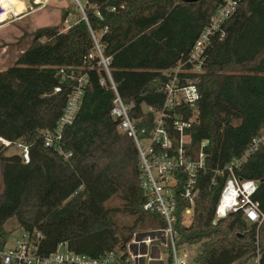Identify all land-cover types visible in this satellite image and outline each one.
I'll use <instances>...</instances> for the list:
<instances>
[{
  "label": "trees",
  "instance_id": "trees-1",
  "mask_svg": "<svg viewBox=\"0 0 264 264\" xmlns=\"http://www.w3.org/2000/svg\"><path fill=\"white\" fill-rule=\"evenodd\" d=\"M83 2L87 19L76 5L81 17L66 31L70 7L57 25L24 33L21 40L30 37L29 45L0 72V137L25 144L30 153L25 164L21 154L8 156L10 147L0 144V249L10 235L6 224L14 218L24 232L43 235L42 254L65 244L76 254L99 258L114 252L123 261L136 230L155 234L167 228L155 209H144L150 196L141 188L136 144L111 117L115 94L98 58L88 61L93 33L111 61L120 97L134 105L130 116L139 138L150 137L162 115L172 143L168 156H178L181 148L185 160L197 162L204 154L191 215L186 214L189 201H175L177 250L200 245L191 264H248L258 256L264 264V224H249L241 212L216 219L228 179L225 168L242 159L264 133V0H236L235 11L211 38L200 72L188 58L225 0ZM72 74L86 75L87 84L81 109L64 131L63 149L71 154L66 160L45 146V135L56 129L75 83ZM175 78L176 89L191 83L198 89L194 108L165 107L167 86ZM58 87L61 91L54 93ZM246 115L260 121L256 131L247 126ZM176 122L189 126L181 134ZM154 149L163 153L160 146ZM236 174L258 182L253 200L264 213V141ZM171 175L178 188L188 181L182 169ZM115 199L119 205L109 206ZM118 215L128 216L132 224L120 226ZM167 249L170 257L163 264H173L170 240Z\"/></svg>",
  "mask_w": 264,
  "mask_h": 264
},
{
  "label": "built area",
  "instance_id": "built-area-1",
  "mask_svg": "<svg viewBox=\"0 0 264 264\" xmlns=\"http://www.w3.org/2000/svg\"><path fill=\"white\" fill-rule=\"evenodd\" d=\"M63 2L66 0H57ZM81 10L84 19V13L81 0H73ZM237 6L236 0H225L220 6L216 14L211 20V24L200 35L188 58V62L194 65L195 71H201V65L205 60V52L210 44L213 36L217 35L222 24L228 19ZM35 7H28L25 13L17 14L14 8L7 2L0 0V25L13 24L22 19L27 14L36 12ZM114 10V9H113ZM69 21L67 22V24ZM104 31L102 34H105ZM99 37L92 33L94 43V51L88 56V61L98 58V66L102 67L109 79L111 88L115 94L111 117L118 122V130L122 133L129 134L136 144L142 167L141 188L150 196V201L145 205L144 209L156 210L166 221L167 228L163 231L155 232L157 235H165L170 240L171 252L173 255V264H191L186 257L181 258L178 255V250L175 245V232L173 225L176 218L174 216L176 207V199L189 201L190 208L186 214L191 215L195 200L198 196V191L195 190L196 178L199 171L204 169V154L200 153L197 162H190L182 157L183 150L180 148L177 151L178 156H168L165 152L172 148L171 139L168 132L165 130V125L162 115L156 119V127L153 134L146 138L148 141L146 148L141 144L138 136V131L134 121L130 116V112L134 105H126L120 97L116 85L112 79L110 72L111 61L104 57L103 48L99 43ZM180 71V67L174 70L175 73ZM60 75L66 77V70L60 69ZM74 86L69 94L67 104L58 120L56 129L53 133L45 135V146L57 151L64 159L68 160L71 157L63 149V136L67 127L74 123V120L81 109L82 101L87 84L86 75L76 77L72 74ZM100 84L106 86V80L101 79ZM176 78L167 86V100L165 107L171 109L175 105H189L194 108L199 101V92L196 86L191 83L182 89H176ZM60 87L54 89V93H59ZM177 130L182 134L185 127L189 124L176 122ZM183 139V135L181 137ZM264 141V133L259 138L254 139L253 146L246 152L240 160H234L230 163L225 171L228 175L227 182L221 193V197L216 209V219H222L229 214L241 212L243 218L249 224H257L258 227L264 224V213L260 210L259 203L253 200V196L258 190V182L252 180H243L237 176V169L241 168L249 154L253 153L258 145ZM0 144L6 147L17 146L20 149V154L24 159V163L30 162V153L28 147L18 142L12 144L0 137ZM207 142H203L204 147ZM160 146L162 154H157L154 147ZM182 169L187 175L188 181L178 188V182L172 179V175L176 170ZM43 235L38 232H25L22 239L13 247L8 245L0 249V264H142L146 257L143 254H133L131 252V244L128 246L129 257L123 261L122 257L114 252H110L103 257L93 258L86 255L76 254L70 251L65 244H60L57 249L49 254H42L40 246L43 240ZM151 238L135 242L138 246L150 244ZM259 264V256L256 259ZM145 264V263H144Z\"/></svg>",
  "mask_w": 264,
  "mask_h": 264
},
{
  "label": "rangeland",
  "instance_id": "rangeland-1",
  "mask_svg": "<svg viewBox=\"0 0 264 264\" xmlns=\"http://www.w3.org/2000/svg\"><path fill=\"white\" fill-rule=\"evenodd\" d=\"M82 5L83 1L81 0ZM72 11V16L70 18L69 23L64 25V31L69 29L75 22L79 20L81 17L80 12L76 6V3H72L70 7ZM48 26H54L58 24V17L53 15L49 21L46 23ZM45 26V25H44ZM42 27V26H41ZM34 30H30L29 27H24L18 24H2L0 25V72L6 70L7 68L13 66L21 54L22 50L27 48L29 42L31 40L30 37H27L21 40V37L24 33H30ZM245 121L247 126L252 130L256 131L260 121L254 119L252 115H246ZM141 144L144 148H146L148 141L142 139ZM20 154V149L17 146H12L7 151L6 155H16ZM3 182L0 175V193L3 191ZM119 205V201L115 199L111 202L109 206H117ZM115 220L119 223L120 226H128L132 224V220L128 216L118 215L115 216ZM6 229L9 231L10 235L7 239V245L13 247L18 241H20L24 235V230L20 228L17 220L11 219L6 224ZM151 229L141 230L138 229L135 232L134 238L131 242V252L133 254H143L146 257L143 259L142 264H163L168 263L167 260L170 257V251L167 249L169 239L165 235H157L156 233H152ZM151 238L150 244H144L138 246L135 242H139L141 240ZM163 241V242H162ZM202 248L200 245L194 246H186L184 248H180L178 250V255L181 258L186 257L187 260L192 263L193 258L200 254ZM248 264H257L255 259L251 260Z\"/></svg>",
  "mask_w": 264,
  "mask_h": 264
},
{
  "label": "crops",
  "instance_id": "crops-1",
  "mask_svg": "<svg viewBox=\"0 0 264 264\" xmlns=\"http://www.w3.org/2000/svg\"><path fill=\"white\" fill-rule=\"evenodd\" d=\"M9 3L17 14L25 13L28 7L33 6L36 12L27 14L22 19L13 24L29 27L30 30H36L39 28L49 27L46 23L53 15L58 17V23L60 22L62 11L71 7L73 0H66L59 2L57 0H3ZM84 1V0H82ZM45 25V26H44ZM42 26V27H41Z\"/></svg>",
  "mask_w": 264,
  "mask_h": 264
},
{
  "label": "water",
  "instance_id": "water-1",
  "mask_svg": "<svg viewBox=\"0 0 264 264\" xmlns=\"http://www.w3.org/2000/svg\"><path fill=\"white\" fill-rule=\"evenodd\" d=\"M182 3H197L199 0H178Z\"/></svg>",
  "mask_w": 264,
  "mask_h": 264
}]
</instances>
